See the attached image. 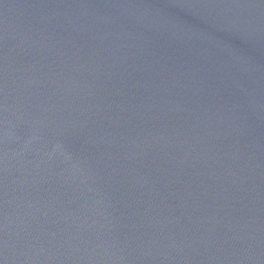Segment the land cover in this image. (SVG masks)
I'll use <instances>...</instances> for the list:
<instances>
[{"label": "water", "instance_id": "95a60500", "mask_svg": "<svg viewBox=\"0 0 264 264\" xmlns=\"http://www.w3.org/2000/svg\"><path fill=\"white\" fill-rule=\"evenodd\" d=\"M0 264H264V0H0Z\"/></svg>", "mask_w": 264, "mask_h": 264}]
</instances>
